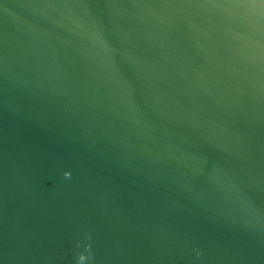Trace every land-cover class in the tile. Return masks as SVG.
Here are the masks:
<instances>
[{
    "label": "water",
    "instance_id": "1",
    "mask_svg": "<svg viewBox=\"0 0 264 264\" xmlns=\"http://www.w3.org/2000/svg\"><path fill=\"white\" fill-rule=\"evenodd\" d=\"M0 264H264V0H0Z\"/></svg>",
    "mask_w": 264,
    "mask_h": 264
}]
</instances>
